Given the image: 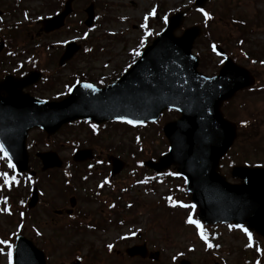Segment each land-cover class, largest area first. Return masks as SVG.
<instances>
[{
	"label": "rangeland",
	"instance_id": "rangeland-1",
	"mask_svg": "<svg viewBox=\"0 0 264 264\" xmlns=\"http://www.w3.org/2000/svg\"><path fill=\"white\" fill-rule=\"evenodd\" d=\"M53 1L0 0V37L9 41L0 51L1 68L9 69L13 63L16 66V61L34 63L31 52L43 62L44 56L53 53V42L61 45L76 40L82 44V51L63 69L47 67L52 78L40 93L49 99L65 98L77 70L99 79L117 78L137 60L146 43L162 32L166 18L183 12L181 30L191 26L202 30L193 46L201 73H218L222 58L211 47L216 45L256 80L252 89L239 91L223 110L239 125L242 139L221 162V173L236 183L229 176L232 165L264 163V64L260 63L264 61V0H208L202 8L211 16L207 20L193 6L194 0H91L95 20L90 29L83 25V11L89 2L77 0V15L69 18L73 23L60 36L46 37L41 44L29 42L28 16L35 19L38 14H51ZM153 9L154 15H149ZM16 24L18 28H10ZM176 118L167 113L160 122L146 127L108 124L95 131L87 124H69L50 137L31 132L28 166L35 170L34 177L22 174L7 185L0 177V240H7L13 248L15 237L23 235L44 252L47 264H76V260L78 264H178L181 260L190 264H264V258L248 247L249 238L232 225L207 228L209 242L219 245L207 248L195 226L186 222L189 216L197 220L196 208L180 207L192 205L181 179L165 174L153 179L152 185L147 182L150 175L144 172L142 162L167 151L161 128ZM89 148L95 153L107 150L127 167L109 180L105 160L93 158L79 165L73 153ZM36 150L56 153L60 167L42 171L34 157ZM0 172L8 173L2 153ZM33 186L39 199L28 211L26 203ZM70 197L75 198L74 216H57L55 211L68 208ZM137 234L141 235L138 239ZM143 242L149 251L158 253L155 262L125 256L127 247ZM256 243L264 246V242ZM7 252V245L0 244V264H8Z\"/></svg>",
	"mask_w": 264,
	"mask_h": 264
},
{
	"label": "water",
	"instance_id": "water-1",
	"mask_svg": "<svg viewBox=\"0 0 264 264\" xmlns=\"http://www.w3.org/2000/svg\"><path fill=\"white\" fill-rule=\"evenodd\" d=\"M73 0H67L64 11L45 22V30L58 29ZM207 0H195L204 7ZM85 24L91 25L92 5L86 9ZM183 22L182 13L171 16L164 31L142 53L134 65L113 85L103 90L86 89L84 85L61 103L41 102L21 93L36 79L34 75L14 80L9 77L0 85L5 97L0 98V144L8 153L17 173L27 171L26 134L40 128L48 135L61 125L84 119L96 124L107 120H133L140 123L158 120L165 110L180 117L164 125L162 131L169 144L168 152L157 162L144 166L160 173L170 166L185 180L191 202L198 208V218L205 224L230 223L245 225L249 231L264 237V168L234 166L231 176L240 184H229L218 174L219 160L236 138V125L223 118L220 108L241 89L254 85L250 73L225 59L217 76L208 78L197 72L198 58L191 54L194 40L201 30L192 27L181 36L174 32ZM79 49L67 45L60 65ZM217 51L221 53V50ZM41 170L59 167L51 153L37 154ZM89 158L88 152L75 155L76 161ZM123 164L112 161V175ZM37 202L34 189L28 204ZM129 257H145L141 248L126 250ZM14 264H45L43 253L19 237L14 249ZM180 264H189L180 262Z\"/></svg>",
	"mask_w": 264,
	"mask_h": 264
},
{
	"label": "flooded vegetation",
	"instance_id": "flooded-vegetation-1",
	"mask_svg": "<svg viewBox=\"0 0 264 264\" xmlns=\"http://www.w3.org/2000/svg\"><path fill=\"white\" fill-rule=\"evenodd\" d=\"M54 5H55V13H57L61 8H62V5H63V2L64 0H54ZM53 13V14H55ZM52 14V15H53ZM77 13H76V10L75 8L73 7V11L71 13V15L68 17V23L71 24L73 23L72 21L69 20L70 17H73V16H76ZM43 16L45 17H49L51 16L50 14L47 15V14H43ZM41 16H36V20H34L33 23L29 22V25H30V28L28 30V37L30 38V40H32V42L36 43L37 41H39L40 39L42 40H46V37H55L57 36V33L59 34L61 31H58V32H55L53 34H50V35H43L42 33H40V28H39V25H38V22L43 19L44 17L40 18ZM32 17H30L31 19ZM40 18V19H38ZM38 19V20H37ZM58 47L53 51V53H50V55H46L44 56V61L43 62H40V59L38 61V64L41 66V69H39V67H35L33 68L31 64H24V65H20L21 68L19 67H16V68H12V69H9V73H7L8 75H13L15 77H21L25 74H27L28 72L30 71H40L42 73V79L40 82H38L36 85H33V86H30L29 88L25 89L23 92L24 93H28L30 96L32 97H35V98H39V99H42L43 101H48V102H56L57 100L61 99V98H56V97H51L50 99L45 97V96H40V93L41 92H45L46 90V86L48 83V74L47 75H44L43 73V69L47 68V67H52V64H53V61L55 59V57H59L60 55L59 54H55L57 51ZM63 49V48H62ZM49 54V53H48ZM57 57V58H58ZM57 60V59H56ZM72 62V61H71ZM45 64V66H44ZM53 68V67H52ZM6 73H2L1 71V68H0V80L2 79V77L5 75ZM101 77L100 79L99 78H95L87 73H82L81 70H77L75 74L72 75V82L73 84L74 83H91L95 86H98V87H102L104 85H109L111 84L114 79H113V76H111L110 78H104L103 76H99ZM52 77H50L51 79ZM69 78H67V81H68ZM48 89V87H47ZM87 124H90L93 126L92 123L88 122ZM104 124H109V123H104ZM103 124L99 127H102ZM81 150V149H79ZM89 150H92V155L94 157L95 160H105L107 162V160L109 159L110 156H114L110 153H107V150L104 152V151H101L99 150L98 152H94L93 149L89 148ZM104 158V159H103ZM94 160V161H95ZM107 168V167H106ZM151 257H153L151 255Z\"/></svg>",
	"mask_w": 264,
	"mask_h": 264
},
{
	"label": "snow or ice",
	"instance_id": "snow-or-ice-1",
	"mask_svg": "<svg viewBox=\"0 0 264 264\" xmlns=\"http://www.w3.org/2000/svg\"><path fill=\"white\" fill-rule=\"evenodd\" d=\"M197 10L202 12V14L206 20L211 19V16L209 15V13H207L203 9H197ZM154 13H155V9H153L152 12L149 13V15H154ZM145 19H147V17H145ZM85 35H87V34H85ZM211 47H212V51L215 52L216 55H220V53L217 51L216 45H212ZM137 55H139V53H137ZM221 62H223V61H221ZM253 63H255V61H253ZM260 63L264 64V61H261ZM84 87L86 89H93V85H91V84H85ZM125 122L128 124L139 123L138 121H133V120H126ZM93 131H95V126H93ZM0 153H3V156L5 158L8 156V153L5 151L4 146L2 144H0ZM7 167L9 169H14L15 165L12 163L11 160H8L7 161ZM89 167H91V165ZM0 177L4 178L5 185H7L9 183H15L16 182V177L15 176L10 177L7 172H0ZM104 183L106 184V183H108V181H105ZM168 199L170 200L171 198H168ZM173 206H175V203H173ZM110 207H113V206L110 205ZM180 207H195V205L189 206V205L181 204ZM5 211H7V209H5ZM186 222L195 226V228L198 230V234H199L200 239L204 242V244L207 246L208 249H212L213 247H217V248L219 247L218 244L213 245L212 243L209 242L208 235L205 232L204 227L200 223V221L195 220L191 216H189ZM237 227H239V225H237ZM243 230L247 233V229H243ZM134 234L135 233H133V235ZM247 234H248L249 241H251V239H252L251 233H247ZM0 244L7 245V247H8V252H7L8 264H12V251H11L12 246H11V244H9L7 240H0ZM249 246H251V245L249 244ZM107 247L109 248V250L112 249L111 244H109ZM257 251H260V249H257ZM173 259H175V257H173Z\"/></svg>",
	"mask_w": 264,
	"mask_h": 264
},
{
	"label": "trees",
	"instance_id": "trees-1",
	"mask_svg": "<svg viewBox=\"0 0 264 264\" xmlns=\"http://www.w3.org/2000/svg\"><path fill=\"white\" fill-rule=\"evenodd\" d=\"M240 139H242V137L240 136V134L238 135V141L240 140ZM258 144V143H257ZM252 147V146H251ZM251 164V163H250ZM249 164V165H250Z\"/></svg>",
	"mask_w": 264,
	"mask_h": 264
}]
</instances>
